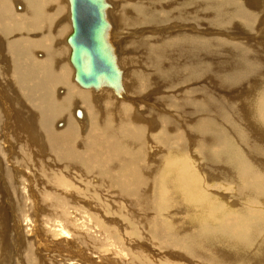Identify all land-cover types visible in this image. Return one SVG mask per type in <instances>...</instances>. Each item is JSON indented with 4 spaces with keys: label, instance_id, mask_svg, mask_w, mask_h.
I'll return each mask as SVG.
<instances>
[{
    "label": "bare ground",
    "instance_id": "obj_1",
    "mask_svg": "<svg viewBox=\"0 0 264 264\" xmlns=\"http://www.w3.org/2000/svg\"><path fill=\"white\" fill-rule=\"evenodd\" d=\"M52 1L55 0H0V103L5 104L0 106V176L11 180L13 174L21 172L10 169L3 174L1 169L12 164L17 168L26 167L29 162L40 164L36 158L45 159L41 161L46 167L73 168L83 177L100 179V188L115 192L119 199L129 198L132 210L142 209L143 226L148 228L152 240L181 252L179 260L264 264V223L260 214H253L264 208V55L255 53L253 44L241 41L251 32L257 33L258 27L264 30V23L256 24L261 17L259 12L264 11V0L130 2L131 14L125 13L124 8L125 14L119 12L117 21L134 31L130 41L133 50L144 54L139 60L144 62L143 70H134L137 72L132 73L130 82L127 76L130 93L137 98L133 100L135 105L118 102L132 98L121 64L122 49L126 51L125 34L119 30L116 36L115 17L110 14L113 1L107 0L108 40L123 72V88L119 92L106 86L85 89L77 83L68 43L73 32L70 0H59L66 10L62 21L55 3L58 0ZM188 21L200 27L206 25L205 30L211 35L218 29L231 32L237 41L227 40V35L220 38V34L216 38L193 33L163 34L164 26L172 28L175 22L182 26ZM230 24L224 29V25ZM150 28L152 35L159 37L143 36L144 29ZM62 36L69 49L60 41ZM262 37L256 40L260 42ZM173 49L174 52L170 51ZM214 56L218 60L209 61ZM71 76L81 91L72 80L78 89L70 84ZM204 78L211 83V94L203 95L200 89L191 87L193 95L188 94L179 103L168 97L183 92L184 85L201 83ZM247 79L250 81L233 94L217 90L230 86L226 80L242 84ZM155 84L159 89L152 98H156L160 109L156 115L150 107L146 111L139 107L146 103ZM104 90L111 94H100ZM106 95L118 104L102 98ZM73 113L79 115L76 117L80 121L73 118ZM60 121L64 125L61 130L56 127ZM81 121L84 126L79 125ZM151 140L159 146V153L149 156L147 143ZM196 153L202 155L209 176L204 177L203 171L194 165L200 160V156L194 158ZM148 156L153 161L151 165L144 164ZM212 180H218L223 190V185L236 186L233 196L241 203L235 209L224 203L231 211L225 217L214 200L217 195L211 198L215 193H210ZM19 182L14 183L17 186ZM226 192L230 194L231 190ZM23 196L20 194L11 202L19 211L24 209ZM59 196L62 198L52 200L53 203H65L64 196ZM126 222L136 226L134 213L128 215Z\"/></svg>",
    "mask_w": 264,
    "mask_h": 264
},
{
    "label": "rangeland",
    "instance_id": "obj_2",
    "mask_svg": "<svg viewBox=\"0 0 264 264\" xmlns=\"http://www.w3.org/2000/svg\"><path fill=\"white\" fill-rule=\"evenodd\" d=\"M47 1H49V0H47ZM55 1H57V0H55ZM55 1H52V2L54 3ZM112 1H113V3H112L113 9L110 11V14L113 13L112 15L115 17V22L117 25L116 36L119 34V30L123 33V35L125 34L124 37H125V42H126V51L122 49L123 55L121 57V64H122L124 71L127 73L125 83H126V87L128 89L130 99L132 98L131 100H128V101H118V100L117 101L120 103L122 102L124 104L135 105L137 103H134L133 100L136 101L137 98L134 97V95L132 93H130V89H129L128 83H127V76H128V80L130 82V76L133 75L132 73L143 70L142 68L144 67L143 66L144 62L142 63V61H141V63H142L141 64L139 60L143 58L144 54L142 55L141 53H136L133 50V45H132V43H130V41H132L131 37L133 36L134 31H131L130 29H128L127 28L128 26L126 27L124 23L119 25V23L117 21V14L119 15V12H120L121 15H123L125 13L130 15L131 14L130 10L133 7V5H131V3L132 2L134 3V1H135L134 4H136L137 1H139V0H128V1H126V0H112ZM59 2L60 1L58 0V3L57 2H55V3L59 6L58 7L59 12H61L63 14L66 11L65 6L63 5L62 2H60V3ZM124 5H126V6H124ZM120 6H121V8H120ZM127 6H129L128 7L129 9L126 8ZM61 7L64 9V12H63V9ZM115 7L117 8L116 11L114 10ZM124 8L128 12L125 10V13H124V10H123ZM18 9H19V12L22 11L21 7H18ZM60 14H59V18H61V19H59V20L62 21V18H63L62 16H64L65 14H63V15L62 14L60 15ZM259 14H260L259 16H261V17H259V20L256 23L257 25H258V23L260 25L262 23H264V11L261 10V12H259ZM188 22L189 23H185L182 26L179 25L180 22H175V23H173L172 28L167 27V29L164 26L163 30H162V31H164L163 34L166 33L165 36H167V35H174L177 33H183V34L184 33H186V34L187 33H193V34H198V35L201 34L202 36H204L206 38H211V37L216 38L220 34V35H222V36H219L220 38H225L226 37L225 35H227L228 36V37H226L227 40H229L231 42L237 41L236 39H233L231 32H229V34H227V33H224V31L222 29H218V30H214L213 34L211 35V33H208L205 30L206 25H203V27H200V25L197 23H194L192 21H188ZM120 23H122V20L120 21ZM174 24H176V25H174ZM229 26H231V24L228 26L224 25V29H228ZM122 27L124 30L122 29ZM177 27H178V29H177ZM258 29L259 30L256 31L257 33H255V31H254V32L250 33L251 35L249 37H242V38L240 37V38H241V41H243L244 43H248L251 45L253 44L252 48L255 51V53L260 54V55H264V51H263L264 50V45H263L264 44V40H263L264 37H262V35H261V34H263L262 32H264V30H262L261 27L260 28L258 27ZM151 30H152V28H150L149 31H148V29H144L145 35L143 34V36H146L147 39H150L151 37H152V39L154 37H159V35H157V36H155L154 34L152 35V32H150ZM65 34L63 36H65ZM63 36H62V39H60V41H62L63 44L65 45V43L63 41V38H64ZM259 36L263 38V39L261 38L260 42H258L259 40H256L257 38H260ZM252 37H254L255 39L254 38L252 39ZM138 38L139 39L142 38V35L138 36L136 39L138 40ZM255 40H256V42H255ZM62 42H60V45ZM258 44L260 45V47ZM65 46L69 49L67 44ZM64 48L65 47L63 46V49ZM170 51L174 52L175 49L170 50ZM125 55H126V57H125ZM214 58H215V60H218L217 56L216 57L215 56L209 57L208 59H209V61H212ZM135 60L136 61L138 60V61L135 62ZM181 62H182V60H181ZM218 65L219 64H217V66ZM214 67H216V66H214ZM134 70H137V71H134ZM69 72L71 73L70 68H69ZM185 74L186 73H184L183 76ZM72 78L73 77L71 76V79H69L70 84L73 82ZM154 78L156 79L155 76H154ZM177 79H178V77H177ZM71 80H72V82H71ZM206 80L207 79L204 78V80L201 83H198L199 85L197 84V82L189 84V85L187 84L188 86L184 85L183 92H181L179 94H177V93L173 94V96L169 95L168 97H170V96L173 97L175 99V101L179 103L180 101H182L185 98V96H187L188 94L191 95V93H190V92H192L191 87L200 89V91L203 95L204 94H211L213 92V89L211 87V83L207 82ZM184 81H185V77L181 81V84L184 83ZM249 81L250 80L247 79V80H242L240 82L242 84L236 83L238 81L233 82L235 84H233V83L230 84L229 81L226 80L225 83H228L230 85L229 86L230 88L229 87L225 88L223 86H220L217 90H220L221 94H225V93L233 94L239 86L245 85ZM220 82H223L222 79H220ZM73 83H72V85L75 84V83L74 84ZM232 84L234 86H232ZM75 85L73 87H75ZM155 86L152 87L153 89L151 88V90L153 92L151 90L149 91L148 100L146 101V103L139 105V107H142L141 111H146V107H150L151 108L150 110L155 112L154 114L156 115V114L160 113V112H158L160 109H159L157 103L155 102L156 98H152L154 93L159 89V87L156 84H155ZM77 87H75V88L78 89L79 87L78 88ZM157 87H158V89H157ZM81 90L82 89H80L78 91H81ZM222 91H224V92H222ZM89 92L93 93L94 91L93 92L89 91ZM104 92L110 93L109 91L104 90V91L100 92V94H103ZM91 93H89V94H91ZM95 93H94V95H99V94H95ZM192 95H193V93H192ZM102 98H108L107 99L108 101L109 100L115 101V100L111 99V97L109 95H106ZM157 99H165V98H157ZM109 102H111V101H109ZM141 102H144V101H141ZM2 105H5V104H3V102H2V103H0V106H2ZM77 108H79V107H77ZM155 108H157V109H155ZM4 110H5V107H4ZM192 113L194 114L195 111H193L191 108V114ZM147 115L149 116L150 114H147ZM74 117H76L75 113H73V118ZM75 119L80 121V119L78 117H76ZM78 123H79V125L84 126V124H83L84 122L81 121ZM62 124H63L62 121H60V123L56 125L57 129L61 130L64 127V125H62ZM152 141H154V140H151V142H149V144L147 143V153L149 154V156H152V155L159 153L158 152L159 146L154 144V142H152ZM156 146H157V148H155ZM193 149L195 150V148H193ZM193 152L194 151L192 150L191 155H193ZM29 154H31V153H29ZM149 156L145 158V162H144L145 165L148 164L149 162H150L149 163L150 165H151V163H153V161H151L149 159ZM197 156H198V154L196 153V156L194 158H196ZM199 156H200V160H196V163L193 160V162L195 163L194 165H198V168L203 171V176L206 177L209 173L208 172L206 173V171L204 170L205 162L201 158L202 155H199ZM199 156H198V158H199ZM51 157L49 156L48 159H51ZM29 160L30 161L33 160L32 155H30ZM41 160H45V159L36 158V163H40V164H36V165L32 162H29L26 165V167L28 166L27 167L28 169H26V167L17 168L15 164H12L11 166H9L5 169H1V173L3 172V174L6 172H10V169L15 170L16 172H21V174H17L15 176L13 173H11V174H13V179H11V180L5 179L4 177L0 176V191H1L0 192V196H1L0 197V233H1L0 245H2V246H0V249H1L0 250V264L1 263L3 264V262L5 264H203L201 262H197L198 260H191L192 262L190 260H182V259L179 260V256H181V252L175 251L173 249L169 250V248L167 249L166 247H164V245L162 246V244H158L157 242L152 240L153 238L151 237L149 230H147L148 228L146 227V229H145V227L143 226V222H142L143 219L142 218L144 216V213L142 212V209L137 207L136 210H132L131 209L132 207L130 206V203L127 200L129 198H127L126 200L125 199L121 200V199H119L118 195L115 192H111L108 188H104V189L100 188V185H99L100 184L99 182H101L100 179H96L97 181H95V179L93 180L90 177H87V178L83 177V175H81V173H78V171L73 169V168H70V169L69 168H67V169L62 168L61 169L60 166H58V167H50V166L46 167V166H43V164H45V163ZM146 160L147 161L149 160V161L147 162ZM46 165H49V164H46ZM55 168L60 169V170L57 171V169H55ZM54 170H56V171H54ZM78 175L80 178L78 177ZM22 177H24L23 179L26 182H24ZM2 180H3V182H2ZM21 180H23V181H21ZM15 181H20L17 184V186L14 183ZM43 181H44V183H43ZM212 181L213 182L211 184L213 187L211 186V190H213V191H211L210 193L213 194L214 191H215V193H214V196L211 198L213 199L217 195V199L214 198V200L217 202V205L221 208V210L223 212L222 216L225 217V215L227 216L228 213H230L231 211L228 210L229 208L227 206H226L227 208L224 206V203H225V205H227L226 203H228L231 208L233 207V209L237 208L241 203L238 199H236L233 196L234 193H236V188H235L236 186L231 185V186H228L229 188H226L223 185V188H225V190H223V189H220L221 183L218 180H216L217 182H215V180H212ZM22 183H23V185H22ZM13 184H15V186ZM52 184H55V187ZM102 186H103V184H102ZM40 187H42V188H40ZM52 187H54L55 189ZM64 187L66 190L68 188V191H66L64 189ZM42 189H43V191H42ZM69 189L71 191H69ZM228 189L231 190L230 194H228V192H226V191H230ZM57 190L60 192H58ZM96 191H98V192H96ZM2 192H4V193H2ZM43 192H45V193H43ZM46 192H49V195ZM52 192L57 196L53 195ZM97 193H99V194H97ZM224 193H225V195H224ZM20 194H22V196L24 195L23 196L24 200H22L24 209L22 211L18 210V207L15 206L16 204L11 205L12 200L18 199ZM29 195H31V196H29ZM51 195H52V197H51ZM58 195L64 196L63 198L65 199V203L62 202L61 203L62 205L60 203H56V202L53 203V201H52L56 198H62L61 196L58 197ZM65 196L67 198H65ZM36 197H37V199H36ZM48 197H49V199H48ZM32 198H34V199H32ZM38 198H39V200H38ZM48 200H49V202H48ZM50 201H52V202H50ZM66 201H67V203H66ZM90 201H91V203H90ZM93 202H95V203H93ZM65 204H67V205H65ZM72 204H73V206H71ZM36 206H37V208H36ZM49 207H51V208H49ZM98 207H99V210H98ZM48 208L51 210L49 211ZM118 211H119V213H118ZM106 213H107V215H106ZM133 213L135 215L136 226H134L130 223L128 224L126 222V218L128 217V215L129 214L132 215ZM253 214H255L257 216L261 215L260 216V219L262 220L261 222L264 223L263 222L264 217H262V216H264V208L261 211L258 210L256 212H253ZM137 219H138V221H137ZM254 219L256 220V218H254ZM139 221L141 222V224H139L140 223ZM137 224H139V225H137ZM62 225H63V227H62ZM4 228H5V230H4ZM3 233H5V234H3ZM4 235H6L7 237ZM29 245H30V248L28 250ZM31 245H32V247H31ZM8 248H10V249H8Z\"/></svg>",
    "mask_w": 264,
    "mask_h": 264
},
{
    "label": "water",
    "instance_id": "obj_3",
    "mask_svg": "<svg viewBox=\"0 0 264 264\" xmlns=\"http://www.w3.org/2000/svg\"><path fill=\"white\" fill-rule=\"evenodd\" d=\"M73 32L68 37L76 81L85 89L119 92L123 72L108 40L107 0H70Z\"/></svg>",
    "mask_w": 264,
    "mask_h": 264
},
{
    "label": "flooded vegetation",
    "instance_id": "obj_4",
    "mask_svg": "<svg viewBox=\"0 0 264 264\" xmlns=\"http://www.w3.org/2000/svg\"><path fill=\"white\" fill-rule=\"evenodd\" d=\"M76 115H78V114L76 113ZM78 117H79V115H78Z\"/></svg>",
    "mask_w": 264,
    "mask_h": 264
}]
</instances>
